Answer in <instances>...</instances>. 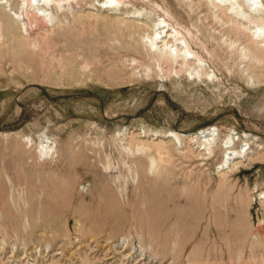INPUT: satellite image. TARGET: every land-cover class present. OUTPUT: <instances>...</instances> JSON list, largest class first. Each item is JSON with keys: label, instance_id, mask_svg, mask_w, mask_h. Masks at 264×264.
I'll return each instance as SVG.
<instances>
[{"label": "rangeland", "instance_id": "obj_1", "mask_svg": "<svg viewBox=\"0 0 264 264\" xmlns=\"http://www.w3.org/2000/svg\"><path fill=\"white\" fill-rule=\"evenodd\" d=\"M44 2L0 0V264H264V0Z\"/></svg>", "mask_w": 264, "mask_h": 264}, {"label": "bare ground", "instance_id": "obj_2", "mask_svg": "<svg viewBox=\"0 0 264 264\" xmlns=\"http://www.w3.org/2000/svg\"><path fill=\"white\" fill-rule=\"evenodd\" d=\"M44 1H46V2H44L42 5H43V7H46V5H47V3H48V1L49 0H44ZM103 2L105 1V3L106 2H108V0H102ZM209 1H211V2H213V3H217V4H226L227 5V7L232 11V12H234V13H236L237 15L239 14V13H242V12H240L239 11V9H237L236 8V6H235V4H236V2H237V0H209ZM241 2H242V4H244V5H247V7H249L248 8V10L251 8V6H250V4H252V3H250V0H241ZM100 7H102L103 5H99ZM105 7H108V9L109 10H114L115 9V7H113L111 4H105L104 5V8ZM113 12H116V11H113ZM160 27V26H159ZM150 30H151V40H152V44L153 43H155V42H159V41H164V40H159L157 37H154V34H156V32H158V28H154V26H151V28H150ZM159 33H162V30H159ZM167 35L168 34H164V35H162V36H160L161 38H163V37H167ZM169 37H170V34H169ZM170 42V40L169 39H166V43L165 44H168ZM163 44L164 43H162V44H160V45H156L157 47L156 48H154L153 50H152V47H150V49H151V51L154 53V55L156 56V57H160V58H164V60H168V61H171L172 63L174 62V60H176V61H179V63H181V64H183V63H185L186 61L187 62H191L192 61V63L194 64L195 63V66L197 67V68H199V67H201L202 66V64L201 63H199L198 62V64H196V57L194 56V55H192V56H186V55H181V53H180V50L179 51H177L176 53H178V54H175V55H172L170 52H168L167 51V49H166V47L165 46H163ZM163 60V61H164ZM191 60V61H190ZM77 65V67H78V63L76 64ZM80 66V65H79ZM74 67H75V65H74ZM73 67V68H74ZM78 69V68H77ZM72 71H73V69H71ZM76 70V69H75ZM74 70V71H75ZM65 71V73H67L66 72V70H64ZM67 71H68V69H67ZM70 71V70H69ZM77 71H79V70H77ZM76 71V72H77ZM75 72V73H76ZM59 73V72H58ZM61 73V72H60ZM62 73H63V69H62ZM61 73V74H62ZM64 73V74H65ZM69 73V72H68ZM71 73L72 72H70V75H71ZM57 74V73H56ZM73 74V73H72ZM60 76V75H59ZM62 76V75H61ZM60 76V77H61ZM64 76V75H63ZM69 76V75H68ZM68 76H67V78H68ZM65 78V77H64ZM66 78V79H67ZM56 79V78H55ZM110 85H112V84H110ZM197 135L199 136H197V139H200V134H198L197 133ZM210 135H212V133H206V136H207V139H205V140H203V141H201V142H199L200 144H202L201 145V148L202 149H212V150H216V149H221L222 150V159H221V162L223 163V162H228V161H233V160H235L236 158H241V151H240V149H238V148H240L238 145H237V141L233 138V140H232V144H230L229 143V139H228V137L227 136H225L224 138H226L227 137V140H226V142L225 143H223L222 142V140H221V142L220 143H218L217 141H216V139L213 137V138H210ZM167 136H169V137H171V139L172 140H174V134L172 133V132H169L168 134H167ZM175 141V140H174ZM215 143V145H212V144H214ZM236 148H237V150H236ZM233 150H235L236 151V153L235 154H233ZM192 154V153H191ZM197 154H202V153H197ZM203 154H206V153H203ZM197 156V155H196ZM229 162V165L231 164ZM87 170V169H86ZM91 171V170H90ZM88 172V171H87ZM92 172V171H91ZM90 172V173H91ZM144 172V171H143ZM93 173V172H92ZM91 173V174H92ZM145 173V172H144ZM94 174V173H93ZM92 174V175H93ZM233 174V173H232ZM155 176V175H154ZM202 180V179H201ZM98 181V180H97ZM94 183V182H93ZM106 185V184H105ZM110 185V184H109ZM192 185V184H191ZM217 185V184H216ZM211 186H213V185H211ZM209 188V187H208ZM77 190V189H76ZM94 190V189H93ZM74 192V191H73ZM94 192V191H93ZM74 195H76V194H74ZM74 195H71L72 197L74 196ZM80 195V194H79ZM86 195V194H85ZM95 195V194H94ZM110 195V194H109ZM46 196V195H45ZM71 196H69V197H71ZM84 196V195H83ZM47 197V196H46ZM76 197H78L77 195H76ZM88 197V196H87ZM96 196H94V198H95ZM109 198V197H108ZM208 198H210V197H208ZM70 199H72V198H70ZM74 199V198H73ZM72 199V200H73ZM76 199V198H75ZM112 199V198H111ZM259 199H261L262 201H263V203H264V189L261 191V193L259 194ZM85 200V199H84ZM87 200V199H86ZM90 199L88 198V201H89ZM94 200V199H93ZM115 200V199H114ZM122 200V199H121ZM74 201V200H73ZM94 201H96V200H94ZM99 201V200H98ZM182 201V200H181ZM180 201V202H181ZM90 202L92 203V201L90 200ZM97 202V201H96ZM186 202V201H185ZM72 203V202H71ZM123 203V202H122ZM163 203V202H162ZM95 204H97V203H95ZM95 204H92V205H95ZM54 205V204H53ZM91 205V206H92ZM46 206V205H45ZM48 206V205H47ZM58 206H60V205H58ZM57 206V207H58ZM95 207H98V206H96L95 205ZM105 207V206H104ZM94 208V207H93ZM45 209V208H44ZM47 209V208H46ZM95 209V208H94ZM55 210V209H54ZM105 211H107V210H105ZM87 212V211H86ZM101 212V211H100ZM212 212V211H211ZM180 213V212H179ZM208 213V212H207ZM57 214V213H56ZM72 216H73V214H72ZM45 217H47L46 215H45ZM50 217V216H49ZM49 219V218H48ZM54 219V218H53ZM79 219V218H78ZM111 219V218H110ZM66 220V219H65ZM87 220V219H86ZM112 220H113V218H112ZM55 221V220H54ZM82 222H83V220H82ZM85 222V221H84ZM87 223V222H86ZM108 223V222H107ZM67 224V223H66ZM259 224V223H258ZM257 224V225H258ZM263 223H261V225H262ZM106 226V225H105ZM53 227V226H52ZM54 228V227H53ZM68 228V227H67ZM263 228H264V224L261 226V227H259V228H257L258 230H257V233H259V234H262V232H263ZM105 229V228H104ZM55 230V229H54ZM64 230V229H63ZM99 230V229H98ZM93 232V231H92ZM79 233V232H78ZM100 233V232H99ZM104 233V232H103ZM62 235V234H61ZM91 235V234H90ZM94 235V234H93ZM92 235V236H93ZM47 236V235H46ZM56 237V236H55ZM87 237V236H86ZM107 237V236H106ZM40 238V237H39ZM42 238H43V236H42ZM96 239V238H95ZM46 240H47V238H46ZM61 242V241H60ZM62 243V242H61ZM256 244L257 245H259L260 247H263L264 248V239L263 240H261V241H256ZM55 245V244H54ZM53 245V246H54ZM61 245V244H60ZM59 247V246H58ZM90 248V247H89ZM37 249V248H36ZM35 249V250H36ZM111 249V248H110ZM94 250V249H93ZM96 250V249H95ZM104 250H106V249H104ZM108 250H109V248H108ZM115 250V249H114ZM68 251V250H67ZM107 251V250H106ZM51 253V252H50ZM45 254V253H44ZM104 254V253H103ZM89 255V254H88ZM46 256V255H45ZM49 256V255H48ZM94 256H95V254H94ZM100 256V255H99ZM98 256V257H99ZM104 256H105V254H104ZM42 257V256H41ZM109 257V256H108ZM88 258V257H87ZM97 258V257H96ZM100 258V257H99ZM90 259V258H89ZM55 260V259H54ZM103 261V260H102ZM105 261V260H104ZM97 262V261H96ZM251 263V262H250ZM51 264V263H50ZM89 264V263H88Z\"/></svg>", "mask_w": 264, "mask_h": 264}]
</instances>
